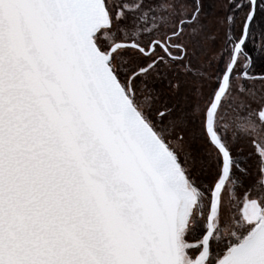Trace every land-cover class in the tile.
<instances>
[{
	"label": "snow or ice",
	"instance_id": "snow-or-ice-1",
	"mask_svg": "<svg viewBox=\"0 0 264 264\" xmlns=\"http://www.w3.org/2000/svg\"><path fill=\"white\" fill-rule=\"evenodd\" d=\"M0 264H264V0H0Z\"/></svg>",
	"mask_w": 264,
	"mask_h": 264
}]
</instances>
